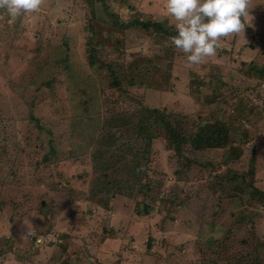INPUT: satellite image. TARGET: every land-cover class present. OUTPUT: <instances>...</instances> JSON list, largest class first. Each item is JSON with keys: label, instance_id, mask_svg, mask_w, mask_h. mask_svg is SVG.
I'll list each match as a JSON object with an SVG mask.
<instances>
[{"label": "rangeland", "instance_id": "1", "mask_svg": "<svg viewBox=\"0 0 264 264\" xmlns=\"http://www.w3.org/2000/svg\"><path fill=\"white\" fill-rule=\"evenodd\" d=\"M253 4L245 32L199 66L171 38L153 42L131 24L174 27L166 0H45L14 20L0 10V264H264V200L253 195L264 192V116L251 119L264 111V0ZM89 19L99 50L90 62ZM142 108L186 139L223 122L228 147L241 143L243 154L216 152L217 182L199 159L188 162L187 143L182 156L168 151L163 127L148 139L139 124L156 121ZM201 214L221 218L213 240ZM33 228L43 243L23 238Z\"/></svg>", "mask_w": 264, "mask_h": 264}, {"label": "trees", "instance_id": "2", "mask_svg": "<svg viewBox=\"0 0 264 264\" xmlns=\"http://www.w3.org/2000/svg\"><path fill=\"white\" fill-rule=\"evenodd\" d=\"M101 3H103V0H100ZM104 6V4H102ZM113 20V24L117 27V28H122V24L119 23L117 20H115L116 16L113 14L111 15V17ZM91 19L87 20V23L85 24V37L87 39L84 48H85V53H86V57L88 58L89 62L91 59L93 58H97V52L99 50H97V46L94 44V38L96 36V31H97V26H95L94 24L91 23ZM133 26H137V28L145 31L148 34H151L150 36L152 37V41L155 42L157 41V38L161 39V40H165L167 37L171 38L172 36L176 35V30L175 27H172L171 25L169 27H164V25L161 22H156V21H151V20H141L139 18H134L132 20L131 23ZM151 29V31H150ZM153 33V34H152ZM66 46V47H65ZM64 49H63V58L62 60H60L59 65L62 63H64V67L65 63L68 59V55H67V44H65ZM99 53V52H98ZM155 54H152L150 58H154ZM250 64L246 65V66H250ZM259 75H264V69L261 68L258 71ZM224 77V76H223ZM230 81H233L236 79V75H229ZM114 85H117V82H113ZM234 91V90H233ZM124 95H127V92L123 91ZM235 102L239 103V101H237V99L235 98ZM255 106H257L258 104H254ZM258 109H264L263 106L261 104H259ZM242 108V107H241ZM142 112H145V114H148L149 117L154 118L155 119V124L154 126H152V128H149V126H144V119L140 122V126L141 129L140 131H142L145 136L150 139L151 141H153L156 138H160L161 135V131H156L154 129L155 125H157V127L159 128H164L165 129V133L168 135V140H169V144L168 147H170V149L168 148V151L170 153H174L177 154L178 156H182L183 152V146L187 143L188 149H189V153L196 156L194 159H189L188 162L192 163L193 160H195L196 162L198 161V159L200 160V163L203 164L204 168L206 170L209 171V173L214 172V170L221 165V161H220V155L218 153H216L218 150H227L228 154H229V158L228 160H232L235 161L238 158L241 157V155L243 154V150L241 148V143H239L238 146H229V128L227 127V125L225 123H220V122H205L203 124H198L196 127L195 131H192V135L190 138H185L183 136V132L180 130H175L174 129V125L170 123L169 120H166L165 114L158 112L157 109H149V108H142ZM156 115L158 117H156ZM264 116V111L260 110L259 112H257L256 114L252 115L251 119H256L258 120L260 117ZM34 122H38V119L33 118ZM38 125V123H36V126ZM254 127H256V125H254ZM151 129V130H148ZM154 129V130H153ZM189 131V130H188ZM190 132V131H189ZM241 138V135H240ZM239 138V139H240ZM51 151L49 153L52 152L53 154V148L52 146H50ZM251 151H255L254 146L251 145ZM144 156H146V154L143 152V159ZM46 160L50 159V156H46L45 158ZM255 152L254 154L251 155V159H250V172L252 175L253 174V169H255ZM141 169V168H140ZM230 171H234V170H228L227 174ZM234 174H232L231 176L228 177V179L230 180L233 177ZM225 176V175H224ZM223 174H217L214 173L212 178H214L217 182H223L224 179ZM251 185H253L251 183ZM254 187V186H252ZM256 188V187H255ZM253 195L256 196V198H259L260 200H264V192L257 189L255 191H253ZM147 215L149 214V211L146 212ZM146 213L143 215H146ZM221 218L218 219L216 222L211 223L210 221L206 220V217H204L202 214L200 216H198V223L200 224V229L203 231L204 236L207 237V239H205V241H207L209 238L211 240L212 236H216L221 230L220 227L222 225V223L220 222Z\"/></svg>", "mask_w": 264, "mask_h": 264}, {"label": "clouds", "instance_id": "3", "mask_svg": "<svg viewBox=\"0 0 264 264\" xmlns=\"http://www.w3.org/2000/svg\"><path fill=\"white\" fill-rule=\"evenodd\" d=\"M44 2L0 0V10L14 20L38 12ZM253 8V0H166V13L177 33L171 37V45L185 54L189 65H203L217 55L222 39L245 32V21L253 20ZM27 231L22 233L25 239ZM29 235H36L34 228Z\"/></svg>", "mask_w": 264, "mask_h": 264}, {"label": "built area", "instance_id": "4", "mask_svg": "<svg viewBox=\"0 0 264 264\" xmlns=\"http://www.w3.org/2000/svg\"><path fill=\"white\" fill-rule=\"evenodd\" d=\"M29 233H30V231L25 232V236L28 237ZM44 237H45V235L38 234V235H34L33 239L37 243H43V241L45 240ZM49 238H52V236H50Z\"/></svg>", "mask_w": 264, "mask_h": 264}, {"label": "crops", "instance_id": "5", "mask_svg": "<svg viewBox=\"0 0 264 264\" xmlns=\"http://www.w3.org/2000/svg\"><path fill=\"white\" fill-rule=\"evenodd\" d=\"M262 29H264V28H262ZM240 35V34H239ZM235 38V37H234ZM239 39V38H238ZM223 42V41H222ZM239 42H240V40H237L236 41V43L234 44V48L233 49H235V48H239ZM220 45H221V43H220ZM232 49V50H233ZM231 51V50H230ZM219 53V51L217 52V54ZM245 55H247L246 53H245ZM244 54H242L241 56H240V61H243L244 60V56H245ZM236 56V55H235ZM237 57V56H236ZM231 58H233V56H232V54H231ZM219 59V58H218ZM217 59V60H218ZM240 61H239V63H240ZM241 67V66H240Z\"/></svg>", "mask_w": 264, "mask_h": 264}]
</instances>
